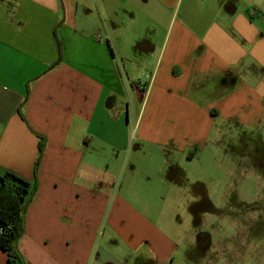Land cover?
Segmentation results:
<instances>
[{
	"label": "crops",
	"instance_id": "0c3cea01",
	"mask_svg": "<svg viewBox=\"0 0 264 264\" xmlns=\"http://www.w3.org/2000/svg\"><path fill=\"white\" fill-rule=\"evenodd\" d=\"M63 3L0 0V175L35 184L24 263L205 252L184 181L236 174V125L264 120V0Z\"/></svg>",
	"mask_w": 264,
	"mask_h": 264
},
{
	"label": "rangeland",
	"instance_id": "374dc122",
	"mask_svg": "<svg viewBox=\"0 0 264 264\" xmlns=\"http://www.w3.org/2000/svg\"><path fill=\"white\" fill-rule=\"evenodd\" d=\"M235 128V135L248 138L235 147L248 151L235 161L236 174L224 176L225 166L222 173L215 172L220 185L213 184L216 176L211 172L197 184L191 178L184 181V194L196 198L189 207L196 223H189L190 229L203 232L201 244L207 247L211 242V247L195 252L190 242L186 245L181 239L172 264H264V120Z\"/></svg>",
	"mask_w": 264,
	"mask_h": 264
},
{
	"label": "trees",
	"instance_id": "16d2710c",
	"mask_svg": "<svg viewBox=\"0 0 264 264\" xmlns=\"http://www.w3.org/2000/svg\"><path fill=\"white\" fill-rule=\"evenodd\" d=\"M44 138L41 137V153ZM35 191V184L12 173L0 175V249L7 255L8 264H25L17 248L24 233L25 210Z\"/></svg>",
	"mask_w": 264,
	"mask_h": 264
},
{
	"label": "built area",
	"instance_id": "2783aa9c",
	"mask_svg": "<svg viewBox=\"0 0 264 264\" xmlns=\"http://www.w3.org/2000/svg\"><path fill=\"white\" fill-rule=\"evenodd\" d=\"M256 12L254 10L249 11V15H254Z\"/></svg>",
	"mask_w": 264,
	"mask_h": 264
},
{
	"label": "flooded vegetation",
	"instance_id": "af4514ba",
	"mask_svg": "<svg viewBox=\"0 0 264 264\" xmlns=\"http://www.w3.org/2000/svg\"><path fill=\"white\" fill-rule=\"evenodd\" d=\"M203 234H204L203 232H200V233H199L200 237H202L201 235H203ZM205 236H206V235H205ZM202 238H203V237H202Z\"/></svg>",
	"mask_w": 264,
	"mask_h": 264
}]
</instances>
